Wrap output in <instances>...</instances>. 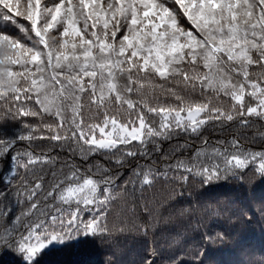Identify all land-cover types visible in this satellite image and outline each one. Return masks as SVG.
<instances>
[{"label":"snow or ice","instance_id":"6c2138e0","mask_svg":"<svg viewBox=\"0 0 264 264\" xmlns=\"http://www.w3.org/2000/svg\"><path fill=\"white\" fill-rule=\"evenodd\" d=\"M0 26V250L44 264L53 243L124 237L132 264H204L185 246L223 242L206 222L235 213L192 189L264 184L247 135L264 124V0H0ZM236 243L235 264H264Z\"/></svg>","mask_w":264,"mask_h":264},{"label":"trees","instance_id":"16d2710c","mask_svg":"<svg viewBox=\"0 0 264 264\" xmlns=\"http://www.w3.org/2000/svg\"><path fill=\"white\" fill-rule=\"evenodd\" d=\"M2 27V26H0ZM13 31L8 26V33ZM227 102V100L225 101ZM248 139L256 145L264 143V124L253 118V127L247 132ZM165 148L168 145L165 144ZM160 186L145 188L143 198L151 200L158 193ZM141 193L137 191V197ZM193 201L220 200L222 203L231 201L230 208L235 214L214 218L206 223L214 232L231 233L223 242L214 244L201 243L200 237L193 235L186 247L185 259L192 261L198 259L193 255V250L206 249L203 257L204 264H235L245 257L239 255L237 240L243 239L244 246L253 249L257 256L264 249V213L259 211L261 201L264 200V184L253 182L241 186L235 182L221 184L218 187L202 190L198 186L192 189ZM116 212L125 211L120 204L115 206ZM255 210L252 223L239 219L241 209ZM167 211V210H166ZM51 250V251H50ZM44 264H132L136 256V245L131 238L117 237L111 243L101 242L91 236L80 237L79 240L68 241L64 244L53 243L44 249ZM0 264H22L21 258L13 251L0 250Z\"/></svg>","mask_w":264,"mask_h":264},{"label":"rangeland","instance_id":"374dc122","mask_svg":"<svg viewBox=\"0 0 264 264\" xmlns=\"http://www.w3.org/2000/svg\"><path fill=\"white\" fill-rule=\"evenodd\" d=\"M51 245H52V244H51ZM51 245H49V246H51ZM49 246H48V247H49Z\"/></svg>","mask_w":264,"mask_h":264}]
</instances>
